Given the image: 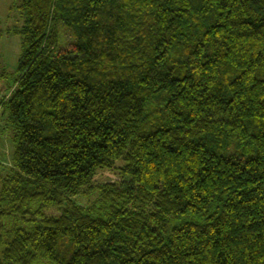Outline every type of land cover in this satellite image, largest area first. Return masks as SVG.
I'll use <instances>...</instances> for the list:
<instances>
[{
	"label": "trees",
	"instance_id": "16d2710c",
	"mask_svg": "<svg viewBox=\"0 0 264 264\" xmlns=\"http://www.w3.org/2000/svg\"><path fill=\"white\" fill-rule=\"evenodd\" d=\"M19 10L0 264H264V0Z\"/></svg>",
	"mask_w": 264,
	"mask_h": 264
},
{
	"label": "rangeland",
	"instance_id": "374dc122",
	"mask_svg": "<svg viewBox=\"0 0 264 264\" xmlns=\"http://www.w3.org/2000/svg\"><path fill=\"white\" fill-rule=\"evenodd\" d=\"M21 0H0V29L2 30V40L0 42V74L6 69L9 73H15L17 70L21 49V37L16 34V30L21 27V16L19 7ZM5 72V70H4ZM10 93L4 82L0 81V102L2 99L8 97ZM2 110L0 108V152L1 162L3 167L11 169L13 167L12 154L13 143L12 134L6 125L2 122ZM118 167L122 164L118 163ZM118 179V173L115 171H99L96 179L95 186L99 184H107ZM97 194L91 196H81L78 202L82 206H90L94 202Z\"/></svg>",
	"mask_w": 264,
	"mask_h": 264
}]
</instances>
